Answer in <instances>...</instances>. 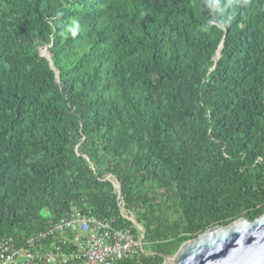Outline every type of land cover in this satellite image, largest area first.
<instances>
[{"label":"trees","instance_id":"trees-1","mask_svg":"<svg viewBox=\"0 0 264 264\" xmlns=\"http://www.w3.org/2000/svg\"><path fill=\"white\" fill-rule=\"evenodd\" d=\"M85 203L118 264L264 214V0H0V243Z\"/></svg>","mask_w":264,"mask_h":264},{"label":"built area","instance_id":"built-area-1","mask_svg":"<svg viewBox=\"0 0 264 264\" xmlns=\"http://www.w3.org/2000/svg\"><path fill=\"white\" fill-rule=\"evenodd\" d=\"M120 204L124 212V203ZM143 238L142 230L138 236L131 229L117 228L112 219L94 215L85 203L25 241L4 239L0 264H118L149 254Z\"/></svg>","mask_w":264,"mask_h":264},{"label":"water","instance_id":"water-1","mask_svg":"<svg viewBox=\"0 0 264 264\" xmlns=\"http://www.w3.org/2000/svg\"><path fill=\"white\" fill-rule=\"evenodd\" d=\"M221 49L218 51V58ZM45 50L47 53L43 50L41 54L55 68L51 54L47 48ZM56 73L59 78L60 72ZM108 179L121 194L120 182L112 176ZM128 218L143 231L145 238L144 228L134 216ZM164 259L163 264H264V214L253 221L242 217L229 225L210 228L184 242L174 255H166Z\"/></svg>","mask_w":264,"mask_h":264},{"label":"rangeland","instance_id":"rangeland-1","mask_svg":"<svg viewBox=\"0 0 264 264\" xmlns=\"http://www.w3.org/2000/svg\"><path fill=\"white\" fill-rule=\"evenodd\" d=\"M43 50L47 53V51H46L45 49H42V51H43Z\"/></svg>","mask_w":264,"mask_h":264}]
</instances>
